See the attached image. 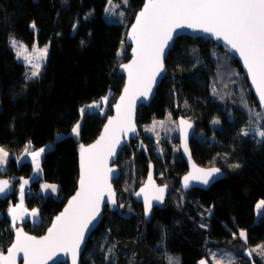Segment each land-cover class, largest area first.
Segmentation results:
<instances>
[{"label": "trees", "instance_id": "1", "mask_svg": "<svg viewBox=\"0 0 264 264\" xmlns=\"http://www.w3.org/2000/svg\"><path fill=\"white\" fill-rule=\"evenodd\" d=\"M108 4V0H0V147L11 155L0 177L32 176V161L20 157L30 142L31 150L45 149L40 159V183L59 187L56 197L38 194L25 199V207L36 209L41 219L32 229L26 222L23 226L38 236L76 188L78 145L96 139L123 87L124 79L117 69L129 59L125 35L143 0L128 1L125 26L105 19ZM10 37L29 47L49 45L38 78L24 77L26 67L16 59ZM212 46L201 38L180 37L175 41L165 60L167 74L150 105L139 108L137 125L161 120L166 113L175 120L181 115L188 118L196 125L189 145L193 160L202 167L221 169L224 178L207 190L183 192L179 180L187 168L179 148L174 151L165 142L161 155H157L139 128V138L120 153V176L114 181L120 196L118 205L130 202L132 215L123 217L105 210L80 264H167L166 254L178 257L180 264H196L207 259L206 248L211 242L201 225L208 219H215L234 234L236 242L239 232L244 231L247 242L238 241L244 247L264 245V211L256 220V204L264 200V140L258 142L250 133L241 134L251 120L244 106H227L219 99L231 69L242 75L246 86L248 83L235 60L226 57L217 61L212 56ZM121 47L125 48L122 57L118 55ZM215 82L219 94L213 95ZM105 97L108 100L99 110L81 113L85 105ZM250 99L256 107L252 94ZM81 118L77 139H57L68 134ZM213 120L219 123L213 124ZM141 142L144 148L139 147ZM150 164L156 180L171 191L146 219L142 204L132 195L144 182ZM233 164L240 167L233 168ZM10 181L13 194L0 202L4 214L0 221L1 250L10 244L17 227L10 226L6 214L16 204V182ZM38 185L32 183L31 190L37 191Z\"/></svg>", "mask_w": 264, "mask_h": 264}, {"label": "snow or ice", "instance_id": "2", "mask_svg": "<svg viewBox=\"0 0 264 264\" xmlns=\"http://www.w3.org/2000/svg\"><path fill=\"white\" fill-rule=\"evenodd\" d=\"M123 2L127 4V0ZM108 3L112 5V0H108ZM108 11L110 9H106V12ZM31 27L35 28V24L33 23ZM180 28L208 33L217 40H222L230 51L239 54L259 98L262 112L255 114L257 122L264 116V0H145L143 9L136 15V23L132 25L129 34V39L135 45L134 59L130 64L121 65L128 75V81L120 102L115 105L116 116L109 118L104 133L95 144L88 148L81 145L79 190L69 200L64 211L55 218L46 236L37 239L25 234L22 229H17L15 241L7 250L8 254L6 256L0 254V264H15V258L19 253L23 254L24 264H47L48 260L59 252L71 253L72 264H77V256L85 240V233L99 216L101 205L116 203L110 183L113 178L111 174L115 173L116 169L109 167L108 161L117 154L119 134L123 133L126 136L127 133L136 131L132 118L135 100L138 97L145 100L149 98L157 77L164 71L165 49L173 40L176 29ZM9 43L15 51L16 58L22 59L26 65L32 67L29 78L38 77L41 69L39 61L46 58L47 46L37 48L34 44L29 52L26 45L14 37L9 38ZM213 95H216L215 88ZM242 102L243 106L247 107V102L243 100ZM86 107L95 108L98 105L94 103ZM84 111L85 109H81V113ZM249 111L251 113L255 110ZM168 119L171 120V115ZM157 123L163 125L164 121H154L153 126L146 130L154 131ZM212 123L218 124L219 120H213ZM191 127L192 124L187 120L179 121L178 128L186 154L188 129ZM79 128L80 125L77 123L71 130L72 134L79 136ZM254 132L264 140V129L257 127ZM241 134L248 136L249 131L242 129ZM44 151V148L31 150L30 142L25 146V153L30 155L37 173L40 172V158ZM8 156V152L0 147V165L6 162ZM189 159L191 160L190 157ZM231 167L239 168L240 165L233 164ZM192 168L193 171L183 178L184 188L189 187V181L192 179L207 185L211 178L220 173V169L216 167L205 170L192 165ZM27 183V180H21L20 204L10 210L13 223L17 219V210L22 208L24 185ZM41 187L56 192L54 184H44ZM165 187H157L151 172L149 173L147 183L136 193L137 196L144 197L145 216L150 213L153 201L163 203ZM8 188L9 181L0 180V194H4ZM256 209H264V200L256 204ZM30 215L37 216V210L33 209ZM239 235L247 242L244 231ZM258 249V254L264 258V246H258ZM253 252H257V249H250L247 255L251 257ZM105 258L107 259V256ZM166 260L167 264H179L178 259L171 255L166 254ZM199 264L208 262L201 260ZM215 264H236V261L229 253L226 259L217 258Z\"/></svg>", "mask_w": 264, "mask_h": 264}, {"label": "rangeland", "instance_id": "3", "mask_svg": "<svg viewBox=\"0 0 264 264\" xmlns=\"http://www.w3.org/2000/svg\"><path fill=\"white\" fill-rule=\"evenodd\" d=\"M128 1L129 0H127V4H125L123 2V0H121L119 2H112V5L108 4L106 9H110V11L106 12V10H105V14H104L105 19L108 22H110V23H116V24H119V25H122V26L127 25V23H128V17H127L128 14L126 13V9L128 7ZM121 13H123V15H121ZM17 41L21 42L20 40H17ZM9 45H10V43H9ZM35 45L37 46V48H44L45 46H47V56H48L49 45H44V46H39L37 44H35ZM26 47L28 48L29 52H31L32 46L29 47V46L26 45ZM11 49L13 50L12 47H11ZM124 49H125L124 47H121V50L119 52V56L120 57L123 56ZM13 52L15 54L14 50H13ZM211 52H212V56H214L217 59V61H220L221 59L226 58V57L231 59V60H233L229 54H227L226 52L223 53L221 51V49H219V47L216 44H214V43H213ZM47 56L43 60L39 61L41 63L40 73L42 72V70H43V68L45 66V63H46V60H47ZM18 61L21 62L26 67V70H25V73H24V77L25 78L30 79V80L38 78V77L29 78L30 74H31V71L33 70L32 67L30 65H26V63L22 59L18 60ZM215 83L217 85L216 86L213 85L212 86V90H213V88H215L216 94H219L218 83L217 82H215ZM221 91H222V93L219 94V99H221L225 104H227V106H229V103H235L236 105L243 106L242 100L247 102V107H245V108L248 111L251 120H250V123H249L248 127H245V129H247L250 134L255 135L254 129H256L257 127H261L262 129H264V118L262 120H259V122H257L255 114L258 113L257 110H259V109H258L257 106L254 107L252 101L250 103V100H251L250 99V94H251V92H250L249 86H246L242 75H240L238 71H236L234 69H231V72H230V74L228 76V79L225 81L223 87H221ZM107 100L108 99L105 100L103 98L99 102L95 103V104L98 105V107H95V108L86 107L87 105L94 104V103H91V104L85 105L83 107V109L88 110V112H93L95 110L97 111L103 106L105 101L107 102ZM250 109H254L255 111L250 113V111H249ZM169 115H171V114L166 113L165 117L163 119H161V120L154 119V120H152L150 123H148L146 125H143V124L138 125L140 130H141V133L144 136L148 137V139L154 145L153 150L155 151V153L157 155H161V145L163 143H165V142L171 144V146L173 147L174 151L176 149L178 150L177 123H176V120L173 118L172 115H171V120H169L168 119ZM186 119H188V118H186ZM154 121H157V122L158 121H164V124L160 125L159 123H157L156 126H155L154 131H147L146 129H149V128H151L153 126ZM78 123H79V125L81 127L82 118L78 121ZM79 131H80V128H79ZM66 136H71L74 139L78 138V136L73 135L72 131H70L68 134L58 135L57 139L60 140V139H62L64 137H66ZM255 137L257 138L256 140L258 142H260V140H262L261 137H259L258 135H256ZM139 147H143L144 148V145L142 144V142L139 144ZM42 154H41V157H42ZM9 156H11V155L9 154ZM20 157H23L24 159H28V160L32 161L30 155H27L25 152ZM125 165H127V164H125ZM125 165L122 168L124 171L126 170ZM33 171H34L33 172V178L32 177H30V178H22L21 177V178L17 179L15 177H10V179L12 181L15 180V182H16V183L14 182L15 183L14 186H16L15 187V190H16V196H15L16 200L15 201L16 202H17V200H20V195H19L20 191H19V189H20V183H21L22 179L28 181V183L26 185H24V189H25V191H24V202H25V199L30 198L33 195L34 196L38 195V194H41L44 197L48 196V195L49 196L52 195L53 197H56V195L58 193V189H59L58 185H56V184H54V185H56V192L55 193H53L51 191V189H42V187H41V190L37 189L38 191H40L39 193L37 191L33 192L31 190L30 186L32 185V183L39 182V185H40L41 184L40 181H41V177H42L41 176V171L39 173H37L35 171L34 167H33ZM34 174H35V176H34ZM44 184H48V183H42V185H44ZM50 185H51V183H50ZM119 198H120V196H118V199ZM122 198H121V200H122ZM121 205H123V207H121ZM10 207H12V209L15 208L14 206H10ZM263 211H264V209H260V210L256 209V220H257V218H259V216L261 215V213ZM117 214L121 215L123 217H130L132 215V209H131L130 202H128L127 204L125 202H122L120 204L118 210H117ZM208 216H209V214H208ZM20 217H21V210L19 209V210H17V219H19ZM35 217H36V220L34 221L35 223H32L30 221L26 222V226H28L30 229H32L33 227H35L36 225H38L40 223V219L41 218L39 216V213ZM11 218H12V216H11ZM23 224L24 223H22L20 225H17V227L21 226V225L23 226ZM203 225H204V227H203L204 230H206L207 233H208V237H209L208 242H211L208 245V247L206 248L207 259L210 262V264H215V261H216L217 258L223 257V258L226 259L227 258V254H229V253L235 259L236 264H257L255 261H258L261 264H264V258H262L261 255L258 254L259 253L258 246H264L263 244H260V245H258L256 247H246V246L244 247L243 243L238 242V241H242L243 240L242 238H240L239 234L237 235L238 241L236 242V236L234 234L230 233L225 228H223L215 219H208V221L205 224H203ZM222 243H229V245H228L229 248H228V246H222ZM250 249H257V252H253L251 257H249V255H247V253L249 252ZM213 254H215V255H213ZM174 258L178 259V261H179L178 257H174Z\"/></svg>", "mask_w": 264, "mask_h": 264}, {"label": "water", "instance_id": "4", "mask_svg": "<svg viewBox=\"0 0 264 264\" xmlns=\"http://www.w3.org/2000/svg\"><path fill=\"white\" fill-rule=\"evenodd\" d=\"M144 2H145V0H143L142 6L136 12V14H135V16H134L131 24L129 25V27L127 29L126 35H125V44L129 47V59L126 62L121 63L118 66V69H117L118 73L123 77L124 83H123V87L121 89V92H120L119 96L117 97L115 103L111 107L112 113L107 117V119L103 123V125L101 127V130H100V133L96 137L95 140H93L92 142H90L88 144H82L81 143L77 147L78 177H77L76 188H75L74 192L67 198V200L64 203L63 207L61 208V210L55 216L52 217L49 225L46 227L45 231L41 235L38 236V235L33 234L32 232H29L22 225L21 226H18V227H16L13 230L12 241L10 242V244L5 249H2V250L0 249V254H3L5 256L8 254V251L7 250H8L9 247H11V244L15 241V232H16L17 229H22L25 234H27L29 236L36 237L37 239H40L41 237L46 236L48 234V229L52 226V223L55 220V218L57 216H59L64 211V209L68 206L69 200H71L76 195L77 191L79 190V180H80V172H81V168H80V164H81V155H80V153H81V145H83L85 148H88L90 145L95 144L96 141L98 139H100L101 135L104 133V128H105V125L108 124L109 118L116 116L115 105L120 102V97H121V95H123L125 85H126V83L128 81V75H127V73L125 71H123L121 65L122 64H130L133 61V59H134V56H133V48L135 47V45L133 44L132 40L129 39V34L131 32L132 25L136 23V15L143 9ZM173 35H174L173 40L170 42L169 47H167L165 49V54H164V71L160 74V76L157 77L156 83L153 85L152 91L149 94V98L147 100H145L143 97H138L135 100L132 118H133V123L135 125L136 131L134 133L133 132H129V133H127L126 136L123 133L119 134L120 143H119V145L117 146V149H116V153L117 154L108 161V166L116 169V172L113 173V174H111L113 178L110 180V183L112 184V189H113V191L115 193L116 203H115V205H111V204H107V203H103L101 205V210H100L99 216L97 217V219L95 221H93L92 226H90V230L85 233V240L81 244V248H80L79 254L77 256V264H80L81 263V256L84 253V250L86 248L88 239L90 238L92 232L102 222L103 217H104L105 210H107V211H109L111 213H116L117 210H118V208H119V205H118V194H117V192H116V190L114 188V181L118 180V178L120 176V168L117 165V161L119 159L120 153L123 150V148L129 146L130 145V142L133 139H137L140 136L139 127L137 125V113H138V109L140 107H148L150 105V103L152 102V100L154 99L158 87L160 86L161 82L163 81V79L165 78V76L167 74V69H166V66H165V60H166V58L168 56L169 51L172 49L175 41L178 38H180V37L201 38V39H203L205 41L213 42L219 48L223 49L227 54H229L231 56V58L238 63L241 71L243 72V74H244V76H245V78L247 80V83H248L250 92H251V94H252V96H253V98H254V100L256 102V105L259 108V110L262 112L261 107H260L259 98L257 96L255 87L252 85L251 79L248 77L247 70L245 69L244 64H243V61L240 59L238 53H234V52L230 51L225 46V44L223 43L222 40H217L215 37L210 36L208 33H203V32H199V31L194 32L192 29H189V28H180V29H176V32ZM181 119L187 120L189 123L192 124V127L190 129H188V140H187L188 153L187 154L184 151V147H183L182 142H181L180 131H179V128H178V124H179V121ZM176 123H177V130H178V148H179V153H180V156H181L183 162L187 166V172L180 178L179 185H180V187H181V189H182L183 192H188L189 190H192V189H195V188H198V189H201V190H207L212 184H214L215 182L223 179L224 178V173L220 169V173L217 174L215 177L211 178L210 179V182L207 185H204V184L200 183L198 180L192 179V180L189 181V187L188 188H184L183 187V178L186 175H188L190 172L193 171L192 165H195L197 168H201V169H205V170H208V169H210L212 167H202V166H199L198 164L195 163V161L192 158L191 151H190V146L189 145H190V141H191V139L193 137V134H194V132L196 130V125L192 121H190V120H188V119H186V118H184L182 116H179V117L176 118ZM189 157L191 158V160L189 159ZM150 172L152 174L153 182L155 183V185L157 187H165L166 186L165 187V192H164V200H163V203H164L165 199L168 197L169 192H170V187L167 184H160L156 180V175H155L154 168H153L152 164H150L149 165V168H148V171H147V174L145 176L144 182L141 184L140 187L137 188V190L133 194L134 201H136L137 203L142 204V209H143L144 215H145V210H144V197L142 195L141 196H137L136 193L139 192L140 189L145 186V184L148 181V177H149V173ZM0 180H8L9 181V188H8V190H6V192L4 194H0V202H1V201H5V200H9L10 199V197L13 194V186H12V183H11L10 179H8V177L1 176L0 177ZM105 200H107V196H105ZM163 203H160L158 201H153L152 202L153 206H152L151 211L155 207H160ZM151 211H150V213H151ZM150 213L148 214V216H145L146 219H148ZM3 219H4V214L0 211V221H2ZM201 260H205V261L208 262V264H210V262L206 258L200 259L199 261H197L196 264H199V262ZM62 263L72 264V255H71V253H69V254H65L63 252L56 253L47 262V264H62ZM15 264H24L23 254L22 253L17 254V256L15 258Z\"/></svg>", "mask_w": 264, "mask_h": 264}, {"label": "crops", "instance_id": "5", "mask_svg": "<svg viewBox=\"0 0 264 264\" xmlns=\"http://www.w3.org/2000/svg\"><path fill=\"white\" fill-rule=\"evenodd\" d=\"M8 154H9V153H8ZM8 159H9V156H8L6 162H5L3 165H0V173H3V170H4V168H5L4 166L6 165ZM34 176H35V174H34ZM31 177L33 178V174H32ZM43 183H46V182H43ZM48 184H50V183H48ZM41 186H42V183L39 185L38 190H41ZM38 190H37V192L39 193L40 191H38ZM19 195H20V194H19ZM18 204H20V200H17L16 204L11 205V206L16 207V205H18ZM11 209H12V207H9V209L6 211V214H7V218L9 219L10 226H11L12 228L15 227V226H17V225H20V224H22V223H25V222H27V221H30V222H32V223H35L34 221L36 220V217H33L32 215H30V213H31V211H32L33 209H28V208H26V207H25V204H24V200H23L22 208L20 209V210H21V217H20L19 219H16L15 223H13V220H12L11 215H10V210H11ZM8 216H9V217H8Z\"/></svg>", "mask_w": 264, "mask_h": 264}, {"label": "clouds", "instance_id": "6", "mask_svg": "<svg viewBox=\"0 0 264 264\" xmlns=\"http://www.w3.org/2000/svg\"><path fill=\"white\" fill-rule=\"evenodd\" d=\"M259 109V108H258ZM261 111L259 110V113H260ZM250 135H252L253 137H255L256 135H253V134H250ZM256 138V137H255ZM260 141H262V140H260Z\"/></svg>", "mask_w": 264, "mask_h": 264}, {"label": "flooded vegetation", "instance_id": "7", "mask_svg": "<svg viewBox=\"0 0 264 264\" xmlns=\"http://www.w3.org/2000/svg\"><path fill=\"white\" fill-rule=\"evenodd\" d=\"M139 110V109H138ZM139 127V126H138ZM186 168H187V166H186ZM186 171H187V169H186ZM170 191H171V187H170ZM166 200V199H165ZM6 201V200H5ZM2 202V201H1ZM165 202V201H164ZM152 212V211H151Z\"/></svg>", "mask_w": 264, "mask_h": 264}, {"label": "built area", "instance_id": "8", "mask_svg": "<svg viewBox=\"0 0 264 264\" xmlns=\"http://www.w3.org/2000/svg\"><path fill=\"white\" fill-rule=\"evenodd\" d=\"M259 113V112H258ZM264 117L262 116V118L260 120H262ZM252 139H254V137H252Z\"/></svg>", "mask_w": 264, "mask_h": 264}, {"label": "bare ground", "instance_id": "9", "mask_svg": "<svg viewBox=\"0 0 264 264\" xmlns=\"http://www.w3.org/2000/svg\"><path fill=\"white\" fill-rule=\"evenodd\" d=\"M112 111V110H111Z\"/></svg>", "mask_w": 264, "mask_h": 264}]
</instances>
